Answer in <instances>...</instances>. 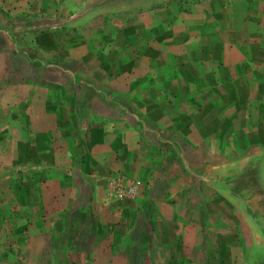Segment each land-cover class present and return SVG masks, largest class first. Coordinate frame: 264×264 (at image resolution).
Masks as SVG:
<instances>
[{"label":"crops","instance_id":"1","mask_svg":"<svg viewBox=\"0 0 264 264\" xmlns=\"http://www.w3.org/2000/svg\"><path fill=\"white\" fill-rule=\"evenodd\" d=\"M0 175L29 264H264V0H0Z\"/></svg>","mask_w":264,"mask_h":264},{"label":"rangeland","instance_id":"2","mask_svg":"<svg viewBox=\"0 0 264 264\" xmlns=\"http://www.w3.org/2000/svg\"><path fill=\"white\" fill-rule=\"evenodd\" d=\"M1 176L2 175H0V178ZM109 182L107 183L106 190L108 188ZM134 196L128 200L132 201ZM220 199L221 201L225 200L224 198H220ZM202 214L204 215V220H206V224L204 223L203 228L200 230L203 233L202 235L203 237L201 238V240L209 242V243L207 242V244L204 242V245H203V250L209 252L211 250H214L216 247V245L214 244L211 245V242L213 241V239H216L217 237L228 236V235H231V233L227 232L228 230H226L225 228L226 221L224 217L222 218L221 215H218V214L212 215L210 213L208 216V211H203ZM208 219L212 220L211 223L214 225L213 227H210ZM212 228L218 229L220 234L218 236L214 234L212 235L211 234L212 232L210 231ZM170 232H172L171 234L176 233V231L172 229H170ZM13 238L14 237L12 234V229L10 227H5L1 225L0 226V264H29L23 259V255L18 254L19 253L18 251L16 252L14 251L13 253H10L7 256L6 249L10 248V244ZM200 245H201V242L199 246L197 247H195V245L188 246L186 244H183L182 242L174 243V244H166V245L156 244L154 246L152 244L151 246H152L153 256L155 257V259L153 258V256H151V251L149 250L150 252L149 257L152 260L149 258L148 262L144 260L141 264H194L193 259H190V258H193V254L195 253L194 252L195 250L200 251ZM63 246L66 247V244ZM63 246L59 244L58 251L53 253L51 256V252H49V250L51 249V245L48 243L44 244L43 246L40 247L41 250L39 251V253H37L38 256H43V258L37 257L36 259L31 261L33 262L32 264H69L73 260L68 258V256L66 255V252L63 251L64 249H61V248H64ZM44 251L46 253H42ZM129 253H130V250H128V255ZM5 254L7 256L6 258H4ZM2 261H5V262H2ZM129 261L130 263H132V258H130Z\"/></svg>","mask_w":264,"mask_h":264},{"label":"built area","instance_id":"3","mask_svg":"<svg viewBox=\"0 0 264 264\" xmlns=\"http://www.w3.org/2000/svg\"><path fill=\"white\" fill-rule=\"evenodd\" d=\"M135 194V186L121 178L111 180L105 192V200L122 201L132 198Z\"/></svg>","mask_w":264,"mask_h":264}]
</instances>
